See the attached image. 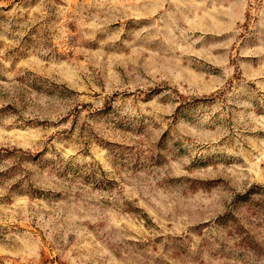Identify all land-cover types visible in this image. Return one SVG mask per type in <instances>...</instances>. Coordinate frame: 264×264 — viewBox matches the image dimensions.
<instances>
[{
    "label": "rangeland",
    "instance_id": "374dc122",
    "mask_svg": "<svg viewBox=\"0 0 264 264\" xmlns=\"http://www.w3.org/2000/svg\"><path fill=\"white\" fill-rule=\"evenodd\" d=\"M0 264H264V0H0Z\"/></svg>",
    "mask_w": 264,
    "mask_h": 264
}]
</instances>
